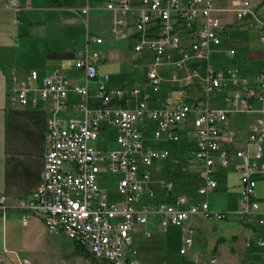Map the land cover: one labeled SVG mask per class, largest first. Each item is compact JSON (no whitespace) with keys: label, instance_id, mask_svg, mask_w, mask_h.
Here are the masks:
<instances>
[{"label":"built area","instance_id":"built-area-1","mask_svg":"<svg viewBox=\"0 0 264 264\" xmlns=\"http://www.w3.org/2000/svg\"><path fill=\"white\" fill-rule=\"evenodd\" d=\"M230 5L222 7L220 0H107L106 9L119 14L118 35L132 40L134 52L153 55L141 84L108 88L109 75L100 76L97 69L104 42L100 37H87L77 53L74 67L84 73L77 83L62 70L44 75L33 70L20 81L13 102L33 108L42 104L46 115L42 178L31 200L18 205L23 226L37 216L47 231L63 234L107 264H139L133 234L154 217L162 233L183 228L193 217L254 224L263 235L257 245L264 247V212L257 201L264 178V67L249 75L235 63L224 66L217 51L230 25L251 27L258 21L246 0ZM80 12L88 15V6ZM223 15L231 20L224 22ZM224 54L234 57L236 51ZM168 85L180 95L151 107L154 95ZM191 90L201 96L190 97ZM216 100L220 106L207 105ZM237 117L250 119L243 141L240 130L230 127ZM188 124L195 135L200 184L193 192L178 193L165 183L163 198L156 200L151 169L168 160L170 152L145 145L143 133L177 144ZM100 140L113 141L116 148L98 149ZM230 169L238 175V208L217 211L208 197L221 188L218 174ZM108 174L115 176L118 201L103 187ZM191 233L182 234L180 255L192 248ZM144 234L149 237L151 231Z\"/></svg>","mask_w":264,"mask_h":264},{"label":"crops","instance_id":"crops-1","mask_svg":"<svg viewBox=\"0 0 264 264\" xmlns=\"http://www.w3.org/2000/svg\"><path fill=\"white\" fill-rule=\"evenodd\" d=\"M106 4L107 0H71L69 5L63 4L62 0H0V197H5V202L0 204V264L4 263L6 254L15 255L16 258L11 259L17 260L18 264H38V256H52L49 253L54 252L55 241V237L47 231L39 221V217L31 215L28 224L23 227L19 243L8 244V233L11 235L13 232L11 224L22 219L18 205L31 200L42 178L46 151V115L42 104L34 108L18 106L13 102L14 93L20 81L33 70L40 75L53 70H62L66 72L72 83L81 80L84 73L74 67V60L77 53L86 45L87 37L103 39L100 48L101 60L97 69L100 76L107 74L104 70L109 62L108 55L126 51L133 42L125 41L118 35L117 31L120 28L115 21L119 14L108 11ZM26 5H30L31 9H26ZM86 6H88V15H82L80 11ZM16 8L19 10L16 11ZM228 19L223 15L224 22L228 23ZM129 22H132V17L129 18ZM127 32L132 33L133 29L128 28ZM244 59H241V63L243 61L246 63L248 71H244L249 75L264 67L262 51H249ZM12 73L16 80H13ZM144 79L145 77L139 84ZM108 88L119 89L109 86ZM189 92L193 94L190 97L201 96V94L196 95L199 91H188V95ZM176 93L180 92L168 85L154 95V100L149 105L157 107L164 101L171 103L180 95L174 97ZM207 105L218 107L220 103L219 105L207 103ZM239 119H243L246 125L250 120L246 117L234 118L230 127L240 130V135H244L246 125L240 128ZM190 129L189 124L184 126L181 140H185L184 138L187 140ZM148 136L153 139L150 131L143 133L145 145ZM162 141L166 142L163 139ZM181 147L178 148L176 145V152L179 154L184 149L183 145ZM164 165L165 162L160 163L157 169L160 175H168ZM218 177L221 188L214 194L228 189L236 190L238 204V175L230 169L220 172ZM227 178L234 183H227L225 181ZM154 191L156 200L163 198V189L158 192L154 189ZM175 191L178 192L176 189ZM257 201L261 211L264 212V178L257 187ZM195 218L201 217L191 218L182 232L184 234L188 229L192 232L193 246L186 255L191 254L195 264L198 263L197 261L208 264L212 258L215 259L214 264H264V247L257 245V240L263 238L258 226L239 223L236 226L237 233L227 238L215 237L214 225L207 224L210 237L202 238L205 241L199 244L196 240L194 242L193 236V233L201 229L193 228L192 222ZM46 249L49 250L48 254ZM55 257L58 264H64L63 259V262L60 261L63 256L57 254Z\"/></svg>","mask_w":264,"mask_h":264},{"label":"rangeland","instance_id":"rangeland-1","mask_svg":"<svg viewBox=\"0 0 264 264\" xmlns=\"http://www.w3.org/2000/svg\"><path fill=\"white\" fill-rule=\"evenodd\" d=\"M233 1L235 0H220V6H231L230 4ZM246 1L258 22L251 27H248L245 24L236 23L230 25V32H228L227 35V37H229L223 39L222 44L217 51L219 52V58L224 62L222 63L224 66L235 63L243 70L248 71L246 63L244 61L241 63V59H244L249 51H262L264 53V41L261 39L263 33L262 31H264L262 30L264 27V0ZM228 18V21H230L231 17ZM229 49L236 51V55L234 57L225 56L224 52ZM108 57L109 62H107L104 72L109 75L107 85L113 88H128L137 86L145 77L148 67L154 60L152 54L147 56L134 52L133 45H130L126 51L111 53ZM160 71H162V68H160ZM200 94L201 93L199 92L196 95L199 96ZM178 95L179 93H176V95L173 96L176 97ZM192 95L193 94L189 92V96ZM216 101L219 103L221 102L219 100ZM216 101H210L209 103H211V105H219ZM202 104L206 105L204 101H202ZM238 124L240 128H244L246 125L243 119H239ZM240 138L241 141L245 139L244 135H241ZM184 139L185 140H181L177 144H171L162 140L156 141L152 139L151 136L147 137L146 145L148 147L166 149L170 152V158L165 161L164 165V169L169 176L159 174L160 172L157 171V169L159 168L160 163H154L151 169L153 170L151 172L152 185L157 192L161 191L164 184L167 182H170L178 192L183 193L192 192L199 186L200 181L197 179L198 177H196L197 173L195 171L197 165L195 164L196 161L193 156L195 148V135L191 129L188 132L187 140L186 138ZM176 145L178 148L183 145L185 150L183 149V152L180 154L177 153ZM95 147L98 149L106 148L107 150H111L116 148V145L113 141L100 140L95 144ZM188 158L191 159V162ZM107 178L109 181L103 183V187L106 189L111 200L118 201L120 197L115 189V181H113V179L115 180V176L108 174ZM229 179L230 178H227L225 181L227 183H234ZM237 196L238 192L236 190L233 191V189H228L219 191L218 194L209 195L208 200L212 207L217 211L234 212L238 208ZM72 197H74V195H72ZM147 199V196L143 197V200ZM158 220V217H154L148 226L138 228V231L133 234L132 250L136 254L138 263L195 264L191 254H179L183 228L170 227L167 233H162L158 225ZM39 221L42 223L41 220ZM207 224L214 225V228L216 229L215 237L225 236L227 238H231L237 233L236 226L239 225V222L234 220L213 221L210 219L195 218L192 222L193 228L201 229L193 233L194 242L196 240L197 243L201 244L205 241V239L202 240V238L210 237ZM11 225L13 226V232L11 235L8 233V244L17 245L21 240L24 226L22 225V221H15ZM145 229L151 231V235L149 237L144 234ZM52 234L55 237L53 245L54 252L49 253V250L46 249V253H49L52 256H38V264H58V261H56L57 257H55L57 254L59 256H63L60 261L63 259L64 264H91L88 260L78 255L74 243L71 240L60 233ZM195 246L196 244H194V247ZM12 257L16 258L15 255L6 254L3 264H18L17 260L12 261ZM197 262L201 264V261ZM98 264L105 263L98 261Z\"/></svg>","mask_w":264,"mask_h":264},{"label":"trees","instance_id":"trees-1","mask_svg":"<svg viewBox=\"0 0 264 264\" xmlns=\"http://www.w3.org/2000/svg\"><path fill=\"white\" fill-rule=\"evenodd\" d=\"M62 3L65 5H69L71 3V0H62ZM76 251L78 255L88 260L91 264H98V260L93 257V255L85 248L74 244ZM106 264V263H105Z\"/></svg>","mask_w":264,"mask_h":264}]
</instances>
